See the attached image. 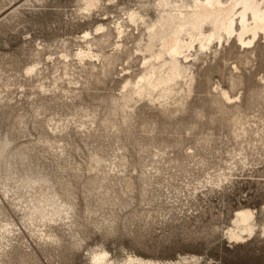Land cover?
I'll list each match as a JSON object with an SVG mask.
<instances>
[{
  "label": "rangeland",
  "instance_id": "374dc122",
  "mask_svg": "<svg viewBox=\"0 0 264 264\" xmlns=\"http://www.w3.org/2000/svg\"><path fill=\"white\" fill-rule=\"evenodd\" d=\"M155 2L0 0V264H264V36L140 96Z\"/></svg>",
  "mask_w": 264,
  "mask_h": 264
},
{
  "label": "bare ground",
  "instance_id": "6f19581e",
  "mask_svg": "<svg viewBox=\"0 0 264 264\" xmlns=\"http://www.w3.org/2000/svg\"><path fill=\"white\" fill-rule=\"evenodd\" d=\"M84 2L90 7L98 0ZM153 8L154 18L145 19L137 10L128 15L131 22L137 25L141 21L144 25V49L150 56L148 61L144 59L147 65L140 79L128 84L140 96H151L155 91L168 96L172 85L187 71L180 56H185L195 44L204 50L213 41L221 42L234 35L241 44L249 45L258 36H264V0H156ZM78 55L82 57V53ZM131 98L132 95L124 96V103ZM253 220V210H237L234 228L228 233L230 238L238 241L244 233L252 234L255 230ZM109 257L104 250L94 253L90 264L119 263ZM119 264L161 263L129 255Z\"/></svg>",
  "mask_w": 264,
  "mask_h": 264
}]
</instances>
